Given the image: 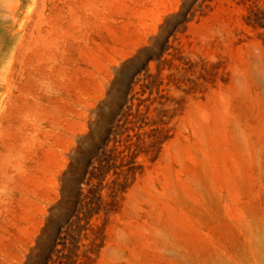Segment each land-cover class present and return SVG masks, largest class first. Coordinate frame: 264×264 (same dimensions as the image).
Segmentation results:
<instances>
[{"label":"rangeland","instance_id":"rangeland-1","mask_svg":"<svg viewBox=\"0 0 264 264\" xmlns=\"http://www.w3.org/2000/svg\"><path fill=\"white\" fill-rule=\"evenodd\" d=\"M0 264H264V0H0Z\"/></svg>","mask_w":264,"mask_h":264},{"label":"trees","instance_id":"trees-1","mask_svg":"<svg viewBox=\"0 0 264 264\" xmlns=\"http://www.w3.org/2000/svg\"><path fill=\"white\" fill-rule=\"evenodd\" d=\"M190 12H191V11H187V13L185 14L186 22H191V21L193 20V19H191V20L189 19V17H190V15H189Z\"/></svg>","mask_w":264,"mask_h":264}]
</instances>
